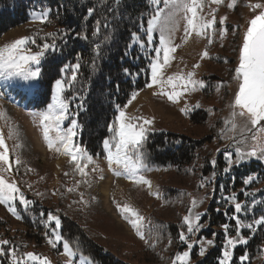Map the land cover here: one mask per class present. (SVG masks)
I'll return each mask as SVG.
<instances>
[{"label": "rangeland", "instance_id": "rangeland-1", "mask_svg": "<svg viewBox=\"0 0 264 264\" xmlns=\"http://www.w3.org/2000/svg\"><path fill=\"white\" fill-rule=\"evenodd\" d=\"M229 2L230 0H225L224 4L217 6L214 4L208 5L206 0L202 15L210 18L208 16L209 12L212 9H216L217 22L220 23L222 17H227V20L220 25V29H216L215 35L212 36L214 48L209 49V51L206 48L207 39L205 37L193 34L187 43H183L186 21L181 18L182 14L175 18L176 30L173 32V38L174 43L179 45V47L174 53L175 59L164 72L165 77H167L177 73L187 74L195 71V79L202 81V76L210 71V58L215 56L222 60L225 57L227 63L222 64L220 68L223 72L222 76H224L223 85L227 86L229 94H225L223 90L220 91V87H218L219 90H216L214 98L206 102L201 94L203 87H198L196 91L186 93L179 103H173L166 96L160 94L159 87H146L145 90L139 92L136 99L126 109L129 117L154 119L149 133L155 131L182 133L189 127V114L194 109L200 106H218L224 126L222 129V143L212 147L216 155L212 161H216V157L221 155V161L226 167H228V161L225 158L227 152H231L233 154L232 158L235 160L236 147L247 149L254 143L250 138L252 132L245 128L247 117L237 116L233 118L232 116V103L238 91V81L234 80L233 76L235 75V68L238 66L240 47L248 21L255 14L247 5L257 2L264 3V0H237L236 8H229L227 6ZM161 7H163V4H161ZM41 25V23L31 18L28 23L5 34L0 40V47L22 37H32L29 35V31L37 29ZM224 28H227V34L222 38L221 31ZM154 35L158 41L159 32L157 31ZM216 39H220L218 44L215 42ZM28 47L31 48L32 52L40 50L37 44H30ZM205 50L208 51L209 56L202 59V54ZM45 59L46 55L42 59L41 64ZM229 59L231 60L229 61ZM196 64L200 66L194 69L193 65ZM39 83L40 80L35 87H28L29 82L23 81L19 77L11 79L0 78V111L6 113L5 116L0 117V129L3 130L5 141L9 147L10 161L13 163L12 171L2 174L10 182H15L26 198L33 201V204L27 210L19 201L16 202L15 206L22 217L21 219H17L9 212L7 205L0 204V239L11 241L12 245L20 253L33 252L42 257H47L51 264H66L69 257L64 253L62 243L58 244L56 248H53L48 243L51 228L55 227L54 223L48 226L44 221L47 217L45 209L56 202L61 182L60 177L66 173V164L72 162V160L70 156L49 148L44 138L42 127L35 116V113L39 111L28 104L30 100L37 97V89L40 88ZM165 89L169 90V86L166 85ZM54 94L55 87H53ZM197 105L199 106L197 107ZM184 108L188 109V111H181ZM237 111L239 110L237 109ZM233 119L237 125L234 130L230 123H226ZM72 120L73 118L68 116V119L63 122L62 128L66 129L69 127ZM248 127L250 128L251 125L249 124ZM50 135L55 138L56 132L52 131ZM74 140L75 143L80 145L77 137ZM237 141H242L243 143L237 144ZM17 156L21 160L19 166L14 163ZM105 157L106 155L103 158L93 157L94 163L89 164L86 169L89 173L87 177H81L74 172L76 176L73 181L67 184V188H75L79 196L83 193L85 202H81V210L87 219L86 226L98 231L103 236L102 243L115 252L118 251L121 256L132 250L140 249L147 244L146 228L149 224L152 209L160 208L161 206L165 207L161 185L164 182H169L175 188L183 187L179 186L177 180L174 179V170L166 173L162 168L149 166H147L149 170L143 171L141 174L151 181V188L145 184H137L129 179L126 174L117 175L116 170L120 166H109ZM0 167L5 166L0 164ZM92 168H96L97 171L92 172ZM212 168L213 171L204 177L209 178L208 180L203 178L196 181L195 184L192 182L190 186L186 187L191 195V203L193 198L197 201H203L202 204H198L193 209V213L199 212L201 214L200 223L203 227L195 235L189 234L191 239L200 240L201 238H206L213 239L215 242L214 246L207 247L204 256L198 254L199 246H194L190 251V264H212L206 260L209 254L215 247L222 249L224 231L222 226H213L210 219L211 209L218 206L226 207V205L233 209L232 204L225 200V197L233 192L236 193L237 200L241 202L250 203L252 200H264V160L253 157L239 164L234 163L228 172H222L221 164L217 162L215 165L212 164ZM101 169L102 171H100ZM101 175L104 177L103 179H100ZM249 175L256 176L257 179L253 183L246 185L244 180ZM83 180H86L87 183H77ZM202 180H204L205 187L200 186ZM37 193L41 195H37ZM157 193L159 194L158 196L156 195ZM252 193L254 195H250ZM118 204L120 206L130 205L144 217L141 231L144 233L145 239H141L137 235V230L129 222V219H125L126 215L130 218L132 217L130 214L122 213L120 208L117 207ZM219 207L217 212L221 210ZM174 208L178 209L179 207ZM41 213L44 215L41 216ZM261 214H264V205L258 204L248 214L242 215L241 219L245 222H250L253 217H258ZM27 219L35 226V229H38V227L44 228L41 232L37 230L39 233L38 243L27 241L25 238L27 226L23 222L25 223ZM234 228L235 226L230 225V235H235ZM243 230L242 234L244 235ZM30 231L37 233L33 229ZM57 231L61 235V227ZM46 233L49 235L46 236ZM182 245L180 252L188 250L185 244L182 243ZM244 246H237L234 251L232 264H235L236 250ZM5 247L7 248V246ZM79 257L77 255L73 258V264H81ZM6 258L10 264L8 256ZM84 259L88 258L84 257ZM238 263H240L239 259ZM213 264H218V260L213 262ZM253 264L260 263L256 262Z\"/></svg>", "mask_w": 264, "mask_h": 264}, {"label": "trees", "instance_id": "trees-1", "mask_svg": "<svg viewBox=\"0 0 264 264\" xmlns=\"http://www.w3.org/2000/svg\"><path fill=\"white\" fill-rule=\"evenodd\" d=\"M90 7L96 9L92 16H88ZM49 8L52 9L51 22L29 31V35L35 37L36 44L40 46L46 41L51 43L49 33L57 34L56 43L60 51L46 54V59L40 65L37 97L28 104L38 111L44 110L51 103L55 80L64 75L61 69L76 63L77 54H80L78 82L66 93L77 96L71 101L69 116L82 125L77 135L80 146L93 157L103 158L106 154L102 150V141L110 136L108 126L117 115L115 105L123 107L131 93L145 90L146 82L149 81L146 73L130 76L124 69L135 74L149 63L151 48L145 52L144 48L129 47V44L132 33H138L143 38L144 28L141 24L146 26L154 13V6L149 0H0V40L9 31L28 23L34 12ZM98 20L101 22V33L94 37L92 32ZM105 23L107 28L104 27ZM220 25L216 23L217 30ZM69 29L72 34L62 39L59 35L61 30ZM75 32H86L89 39L85 41L77 38ZM105 36L108 38L105 39ZM219 41L215 40L217 44ZM96 43L101 45L99 56L94 51ZM213 43L209 44V40H206L208 51L214 48ZM94 58L95 64L92 63ZM225 63V57L222 60L215 56L210 58V71L202 76L205 87L201 94L204 101H211L218 87L229 94L227 86L223 85L224 76L220 68ZM223 126L218 106H200L189 114V127L184 132L155 131L148 134L142 149L144 163L149 167L162 168L166 173L174 170V179L183 188H175L169 182L161 185L165 207L152 209L146 228L147 244L140 249L120 256L118 251L102 243L103 236L98 231L86 226L87 219L81 210L80 196L67 188V184L76 176L73 162L66 164L68 175H61L56 202L45 209V215L52 213L60 217L63 239L77 255L82 254L91 259L93 264H172L175 255L183 247L179 232L186 231L183 217L191 205V195L186 187L213 171L211 161L216 155L212 147L222 143ZM216 162L221 164L224 172L226 165L221 161V155L216 157ZM218 207L210 210L213 226H222L224 223L235 226L231 219L232 207H219L221 210L217 212ZM23 224L27 226L26 240L38 243V231L44 228L35 229L29 219ZM32 229L37 233H32ZM243 233L248 238V244L236 250L235 264H240L238 259L241 255L249 257L247 264H264V228L251 233L244 229ZM220 255L221 248L215 247L206 260L213 264ZM0 264H9L6 256H0Z\"/></svg>", "mask_w": 264, "mask_h": 264}, {"label": "snow or ice", "instance_id": "snow-or-ice-1", "mask_svg": "<svg viewBox=\"0 0 264 264\" xmlns=\"http://www.w3.org/2000/svg\"><path fill=\"white\" fill-rule=\"evenodd\" d=\"M224 3L225 0H207L208 5L214 4L219 6ZM151 4L154 6V13L147 20L146 26L143 23L141 24V27L144 28L143 38L138 33H132L129 44V47L139 46L144 48L145 52H148L149 46H151L149 63L146 68L141 69L135 74L131 73L128 69H124V71L130 76H139L141 73L148 74L149 81L146 82V87L153 88L157 86L160 88V94L166 96L173 103H179L180 99L186 93L196 91L198 87L202 88L205 85L203 81L195 79V71L188 72L187 74L177 73L167 77L164 75L165 69L175 59L174 53L179 47V45L174 43L173 38V32L176 30L175 18L182 14L181 18L186 21L183 43H187L192 35L195 34L207 38L209 44H211L213 42L212 36L216 32V9H212L209 12L208 16L210 18H208L201 14L206 6V0H151ZM161 4H163V7H161ZM227 6L229 8H236L237 0H230ZM247 6L255 14L248 21V26L240 47L238 66L235 68V75L233 76V79L238 81V91L232 103V116L233 118L237 116L247 117L245 128L252 132L250 138L254 143L247 149L244 147H236L235 160L232 158L233 154L227 152L225 158L228 161V167L224 169L225 172L230 171L234 163L239 164L253 157L264 160V3H249ZM87 11L88 16H92L96 9L90 7ZM51 13L52 9H45L40 12H34L32 18L41 24L50 23ZM226 20V16L222 17L220 23L223 24ZM107 26L105 23L104 27L107 28ZM157 31L159 32L158 41L154 35ZM100 33L101 22L98 20L96 21L92 36H98ZM70 34H72L71 29L67 31L61 30L59 35L63 39ZM226 34L227 28H224L221 31L222 38ZM48 35L52 37L51 43L44 42L39 46L40 50L36 52H32L31 48L28 47L30 44H36L35 37H22L0 47V78L11 79L19 77L21 80L29 82L28 87H35L41 79L40 65L46 53L60 51L56 43L57 34L49 33ZM74 35L85 41L89 39L86 32H75ZM107 38L105 36V39ZM94 51L99 56L101 51V45L99 43L95 44ZM208 56L209 53L205 50L202 54V59ZM95 62L94 58L92 63L95 64ZM199 66V64H196L193 65V68H199ZM80 68L81 56L77 54L76 63L65 65L61 69L64 75L60 79L55 80V94L51 98V103H48L44 110L35 113V116L42 127L43 135L49 148L70 156L74 165V171L81 177H87L89 173L86 169L89 164L94 163L93 155L75 143L74 140L82 125L73 119L69 127L66 129L62 128L63 122L68 119L71 101L77 98L76 95L69 96L66 93L70 92L77 84ZM166 85L169 86V90L165 89ZM138 95L139 90H135L131 93L127 104L123 107L119 104L115 105L117 115L108 126L110 136L103 139L102 150L106 154L105 158L109 166H120L116 170L117 175L126 174L135 183L145 184L151 188V181L141 174L143 171L149 170L144 163L142 149L154 119L129 117L126 112L127 107ZM82 106L83 100L80 102V107ZM181 111L187 112L188 109L184 108ZM5 115L6 113L0 111V117ZM226 123H230L233 130L237 126L234 119ZM249 124L251 125L250 128L248 127ZM52 131L56 132L55 138L50 135ZM236 143L241 144L243 142L237 141ZM14 163L17 166L20 165L21 160L19 156L15 158ZM211 163L215 165L216 161L213 160ZM0 164L5 166L0 167V204L7 205L8 211L17 219H21L22 217L15 206L16 202L19 201L27 210L33 204V201L26 198L25 194L15 182H10L2 174L4 172H10L13 169V163L10 161L9 147L5 141L2 129H0ZM91 171L95 172L97 169L92 168ZM65 175L67 176L68 173H65ZM103 178L101 175L100 179ZM204 179L208 180L209 178ZM256 179V176L249 175L244 180V183L248 185ZM81 182L87 183L86 180L78 181L77 183L79 184ZM200 186L205 187L204 180H202ZM75 190V188L68 189L70 192ZM37 195L41 194L37 193ZM156 195L158 196L159 194L157 193ZM250 195H254V193ZM225 200L233 206L231 218L235 221V235L229 234L230 225L228 223L222 225L224 243L221 249V255L218 258V264H232L234 251L237 246L248 244V238L242 234L243 229H248L251 233L260 228H264V214L253 217L250 222H245L241 219L242 215L248 214L258 204L264 205V200H252L250 203L241 202L237 200L235 192L225 197ZM79 202H85L83 200V193L80 194ZM202 203V200L197 201L193 198L191 207L189 208V214L183 217L186 232L183 230L179 232V240L187 246L188 250L178 252L172 264H190V251L196 245L199 246L198 254L200 256L205 255L208 246H214L215 242L213 239L201 238L200 240H192L189 235H195L203 227L200 223L201 214L199 212L193 213V209ZM117 207L120 208L122 213L130 214L132 218L126 215L125 219H129V222L137 230V235L141 239H145L144 233L141 231L144 217L140 215L138 210L127 204L124 206L118 204ZM43 215L41 213V216ZM44 223L48 226H51L53 223L55 225V227L51 228L48 243L53 248H56L58 244L62 243L64 253L69 257L66 264H73V258L77 256V253L57 231L61 227L60 217L48 213ZM45 235L47 236L49 234L46 233ZM169 243H171V240H169ZM0 256H8L10 264H51V261L47 257H42L39 254L33 252H18L16 247L12 245V242L7 239H0ZM79 259L81 260V264H93L91 259H84L82 254ZM239 261L240 264H247L249 257L247 255H241Z\"/></svg>", "mask_w": 264, "mask_h": 264}]
</instances>
